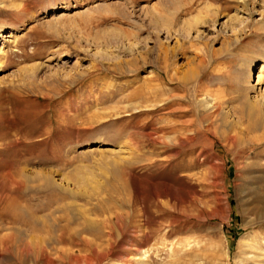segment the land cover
<instances>
[{
	"label": "rangeland",
	"instance_id": "rangeland-1",
	"mask_svg": "<svg viewBox=\"0 0 264 264\" xmlns=\"http://www.w3.org/2000/svg\"><path fill=\"white\" fill-rule=\"evenodd\" d=\"M0 264H264V0H0Z\"/></svg>",
	"mask_w": 264,
	"mask_h": 264
},
{
	"label": "bare ground",
	"instance_id": "bare-ground-1",
	"mask_svg": "<svg viewBox=\"0 0 264 264\" xmlns=\"http://www.w3.org/2000/svg\"><path fill=\"white\" fill-rule=\"evenodd\" d=\"M62 14L64 15L65 14V12L63 13L62 12ZM61 15V14H60ZM260 78V77H259ZM127 107H129V106H133V104H131V103H129V104H127L126 105ZM139 106V105H138ZM251 106V105H250ZM254 106H252L251 108H252V111H254V109H255V107L253 108ZM216 108H217V105H213V104H211V101L210 100H208V102H207V105H206V109H208V110H213V111H215L216 110ZM133 109H135V110H137L138 108L137 107H135V108H133ZM117 113V112H116ZM104 117V116H103ZM252 117V116H251ZM183 118V117H182ZM192 120V119H191ZM257 120V119H256ZM190 121V120H189ZM168 124V123H167ZM192 124H193V120L192 121H190V122H188V123H186V121H185V124H183V123H181V124H178L177 122H172L170 125L168 124L167 126L165 125V126H163L161 129V134H158L157 136H156V139H158V140H160V142H162L164 145H163V147H164V149H165V154H166V152H168L169 150H170V147H172V146H174L173 147V149H175V147L176 146H180V145H183L184 144V137H183V135H185V133L187 132V133H190V132H192L193 133V129L191 130L190 128H187V126H192ZM252 127V126H251ZM191 133V134H192ZM189 135V134H188ZM188 137V136H187ZM189 138V137H188ZM155 141V140H154ZM170 146V147H169ZM177 148V147H176ZM179 153H180V151H175L174 152V156L173 157H175L174 159H176V158H178L179 156ZM184 176V175H183ZM52 184V183H51ZM173 191V189H172V187L169 189V191ZM170 195V194H169ZM176 221V223H177V220H175ZM175 221H174V223H175ZM173 222V221H172ZM174 223H170L168 226H174ZM37 226V225H36ZM110 236V235H109ZM61 239L62 238V235H61V237H57V239ZM63 238H64V236H63ZM56 240V239H55ZM59 241H61V240H59ZM63 242H64V239H63ZM144 253V255H146V253H147V251H144L143 252ZM260 254V253H259ZM258 254V256L260 257L261 255H259ZM262 254V253H261Z\"/></svg>",
	"mask_w": 264,
	"mask_h": 264
}]
</instances>
